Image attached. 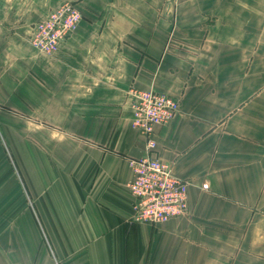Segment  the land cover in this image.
<instances>
[{"label":"crops","instance_id":"obj_1","mask_svg":"<svg viewBox=\"0 0 264 264\" xmlns=\"http://www.w3.org/2000/svg\"><path fill=\"white\" fill-rule=\"evenodd\" d=\"M65 3L45 54L30 26ZM131 87L181 100L154 154L189 206L162 223L134 221ZM0 264H264V0H0Z\"/></svg>","mask_w":264,"mask_h":264},{"label":"built area","instance_id":"obj_2","mask_svg":"<svg viewBox=\"0 0 264 264\" xmlns=\"http://www.w3.org/2000/svg\"><path fill=\"white\" fill-rule=\"evenodd\" d=\"M67 6V7H66ZM50 13L37 25L29 41L37 49L54 55L60 42L77 28L81 16L66 5ZM133 126L146 139L149 156L132 160L134 177L128 188L134 197V221L162 223L188 211V181L176 176L170 164L154 154L155 127L168 123L180 110L181 100L167 93L131 87ZM208 188V184H204Z\"/></svg>","mask_w":264,"mask_h":264},{"label":"rangeland","instance_id":"obj_3","mask_svg":"<svg viewBox=\"0 0 264 264\" xmlns=\"http://www.w3.org/2000/svg\"><path fill=\"white\" fill-rule=\"evenodd\" d=\"M66 5H71V6H69V7H74V11L76 12V13H79L80 14V16H81V18H82V15H81V13L79 12V10L74 6V4H72V3H65V4H63V5H61V6H59V7H57V8H54V9H52V10H50L49 12H48V14L44 17V18H42L40 21H38V22H36V23H34V24H32L31 26H30V29H29V34H28V39L30 38V35L33 33V30H35V28L37 27V25L39 24V23H41L42 21H45V19L50 15V13H52L53 11H55V10H57V9H60L61 7H64V6H66ZM67 7V6H66ZM31 43V42H30ZM32 44V43H31ZM34 46V45H33ZM35 47V46H34ZM36 48V47H35ZM37 49V48H36ZM39 50V49H38ZM40 51V50H39ZM42 52V51H41ZM57 53V52H56Z\"/></svg>","mask_w":264,"mask_h":264}]
</instances>
